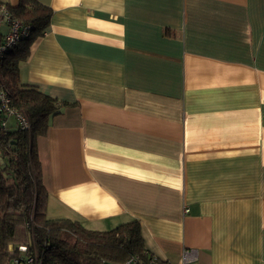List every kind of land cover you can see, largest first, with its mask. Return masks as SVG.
<instances>
[{"label":"crops","instance_id":"1","mask_svg":"<svg viewBox=\"0 0 264 264\" xmlns=\"http://www.w3.org/2000/svg\"><path fill=\"white\" fill-rule=\"evenodd\" d=\"M38 1L20 79L70 103L37 142L49 217L264 264V0Z\"/></svg>","mask_w":264,"mask_h":264},{"label":"trees","instance_id":"2","mask_svg":"<svg viewBox=\"0 0 264 264\" xmlns=\"http://www.w3.org/2000/svg\"><path fill=\"white\" fill-rule=\"evenodd\" d=\"M8 8L31 26L27 36L1 55L0 88L11 106L27 116L31 128L10 130L1 126L5 118L0 117V264H11L21 254L34 257L35 264H124L132 257L137 258L135 264H171L146 247L138 220L97 230L71 218L49 217L37 142L47 134L51 118L70 103L21 82L20 69L34 41L49 27L53 9L38 0H19ZM20 245H27V251L22 253Z\"/></svg>","mask_w":264,"mask_h":264},{"label":"built area","instance_id":"3","mask_svg":"<svg viewBox=\"0 0 264 264\" xmlns=\"http://www.w3.org/2000/svg\"><path fill=\"white\" fill-rule=\"evenodd\" d=\"M30 26L31 25L24 24L20 19L13 17L10 13L8 5L0 1V35L4 37V40L0 42V57L2 54L6 53L10 46L14 45L28 35ZM10 102V98L5 90L0 88V117L5 118L1 120V126L7 127V119L10 116H15L17 126L28 132L31 128L29 119L23 112L11 106ZM11 248L12 246L10 249ZM18 248L22 253L27 251V245H20ZM197 260L198 251L196 248L183 249L180 264H193ZM136 262L137 258L132 257L124 264H135ZM13 263L35 264L34 257L23 254L14 257Z\"/></svg>","mask_w":264,"mask_h":264},{"label":"rangeland","instance_id":"4","mask_svg":"<svg viewBox=\"0 0 264 264\" xmlns=\"http://www.w3.org/2000/svg\"><path fill=\"white\" fill-rule=\"evenodd\" d=\"M8 119H11L12 121H14L15 122V124H16V127H17V120H16V117L15 116H10ZM7 119V120H8ZM10 126V125H9ZM8 127V126H7ZM10 130L11 129H14L15 128V126H10V127H8ZM11 264H14V263H11Z\"/></svg>","mask_w":264,"mask_h":264},{"label":"water","instance_id":"5","mask_svg":"<svg viewBox=\"0 0 264 264\" xmlns=\"http://www.w3.org/2000/svg\"><path fill=\"white\" fill-rule=\"evenodd\" d=\"M3 162H4V159L2 156H0V163H3ZM105 264H113V263L105 262Z\"/></svg>","mask_w":264,"mask_h":264}]
</instances>
